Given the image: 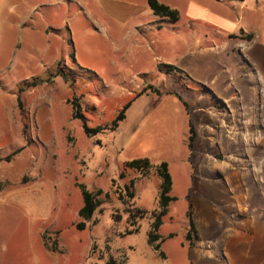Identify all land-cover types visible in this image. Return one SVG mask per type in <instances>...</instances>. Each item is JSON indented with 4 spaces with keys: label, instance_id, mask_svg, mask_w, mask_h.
Here are the masks:
<instances>
[{
    "label": "rangeland",
    "instance_id": "1",
    "mask_svg": "<svg viewBox=\"0 0 264 264\" xmlns=\"http://www.w3.org/2000/svg\"><path fill=\"white\" fill-rule=\"evenodd\" d=\"M239 7L209 6L228 17ZM38 17L49 30L43 44L32 51L17 32L8 46L0 264H264L262 18L248 46L213 19L109 23L79 0H46L31 20ZM73 97L88 125L102 129L86 134ZM129 101L126 119L110 128ZM141 157L148 172L125 166ZM162 161L177 197L158 230L164 254L149 242ZM80 184L104 191L88 220Z\"/></svg>",
    "mask_w": 264,
    "mask_h": 264
},
{
    "label": "crops",
    "instance_id": "2",
    "mask_svg": "<svg viewBox=\"0 0 264 264\" xmlns=\"http://www.w3.org/2000/svg\"><path fill=\"white\" fill-rule=\"evenodd\" d=\"M45 1L0 0V113H8V46L11 47L10 40L16 36L17 32H21V35L23 34L24 39L31 46L32 51L39 46L40 42L43 44L44 38L49 35V30L44 26V23L39 24L43 19L38 17L36 21H33L31 15ZM79 1L85 5L88 14L93 15L96 19H104L109 23H117L119 20L134 21L145 15L153 20L164 17L165 19L162 21L173 24V21L168 17L155 14L148 0ZM158 1L179 11V19L175 23L182 21L183 18L185 21L194 23L213 19L219 23L221 28L233 31V35L240 38V43H245L248 46L253 44L255 37L252 32L255 26H252V21L262 18L260 25L264 27V0H232L238 3L240 7L236 13L229 16L230 18L210 10L209 6L212 4V0ZM248 6H251V8H248ZM186 137L187 144L189 143L190 146V127L189 135H186ZM184 142L186 143L185 140ZM187 159H185V162H187Z\"/></svg>",
    "mask_w": 264,
    "mask_h": 264
},
{
    "label": "trees",
    "instance_id": "3",
    "mask_svg": "<svg viewBox=\"0 0 264 264\" xmlns=\"http://www.w3.org/2000/svg\"><path fill=\"white\" fill-rule=\"evenodd\" d=\"M149 5L151 9L154 11L155 14L160 16L168 17L171 21L176 22L179 19V11L170 7L169 5L160 3L158 0H148ZM168 68L170 70L177 69L178 67L174 65H168ZM141 94V93H140ZM176 95L182 99L181 95L176 93ZM137 96V95H136ZM70 103L72 105L73 109V118L82 120L84 131L87 135L91 136L92 134L98 132L100 129H102V125L96 126V127H90L87 123V118L85 115L81 112V105L77 101L75 97L70 99ZM187 104L186 102H184ZM132 104V101H129L124 105L122 110L117 114L115 119L112 120L110 128L117 129L121 122L124 121L127 117V110L130 108ZM196 137V129L194 126V123L190 121V146H193L194 140ZM11 156L7 157V160H9ZM2 159H0L1 161ZM126 167L134 168L137 170H141L144 172H148L149 169L153 166L150 160L147 157H141V158H135L132 160H129L125 163ZM157 171L162 177V183L160 188V195H159V207L160 211L156 215V220L153 225L152 231L149 233V242L154 246V248L158 251H161V242L164 240L163 236L158 232L160 226L162 225V217L166 214L168 211V207L170 203L177 199L176 196L171 194L172 188H173V180L172 175L169 171V164L167 161H162L157 167ZM121 176H124V173L121 172ZM82 188V194H83V206L81 207L79 214L84 219L88 220L91 219L94 215V212L96 211L97 207L100 203V196L104 193L102 189L98 190H90L87 188L84 184H80ZM130 185H125V190L128 193V196L133 197L134 193L130 190ZM141 210V209H137ZM187 217L189 219V231L187 233L188 240L193 239V233H196V224L193 217V211H192V202H190L189 210L187 212ZM79 229L85 228V223H79L78 224ZM138 228H136L137 230ZM130 233L132 231H129ZM162 254L163 251H161ZM111 264V263H110Z\"/></svg>",
    "mask_w": 264,
    "mask_h": 264
}]
</instances>
